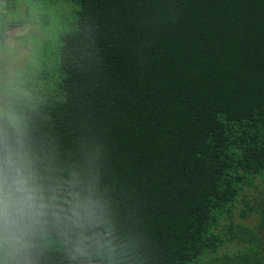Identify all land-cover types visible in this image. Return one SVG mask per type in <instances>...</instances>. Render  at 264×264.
<instances>
[{"label": "trees", "instance_id": "16d2710c", "mask_svg": "<svg viewBox=\"0 0 264 264\" xmlns=\"http://www.w3.org/2000/svg\"><path fill=\"white\" fill-rule=\"evenodd\" d=\"M48 1L0 108L46 187L97 202L102 239L78 255L52 220L0 264H264V0ZM35 2L6 20L0 0V44Z\"/></svg>", "mask_w": 264, "mask_h": 264}, {"label": "clouds", "instance_id": "9594fccd", "mask_svg": "<svg viewBox=\"0 0 264 264\" xmlns=\"http://www.w3.org/2000/svg\"><path fill=\"white\" fill-rule=\"evenodd\" d=\"M98 212L97 202L75 185L61 195L41 182L24 118L12 107L0 108V251L20 252L38 229L54 220L80 230L76 253L82 255L83 245L101 242L98 235L88 234Z\"/></svg>", "mask_w": 264, "mask_h": 264}, {"label": "rangeland", "instance_id": "374dc122", "mask_svg": "<svg viewBox=\"0 0 264 264\" xmlns=\"http://www.w3.org/2000/svg\"><path fill=\"white\" fill-rule=\"evenodd\" d=\"M58 4H56L55 8H58L57 10L60 11L63 9V7L67 6V2H63L61 0H58ZM17 7L13 8L12 11H10L7 15H5L6 20H12L14 18H18L20 16H23L26 12L25 9H22L23 7H28V0H25V4L22 3L21 0H16ZM70 4H72L69 1ZM19 4L21 5L19 7ZM53 2L48 1L46 4L42 3V0H36L34 5L36 6L35 9H33L30 12L29 19L30 20L25 26L15 28L13 32H11V36L6 39L4 44H0V66H4L6 64H20L22 63L27 57L28 54L31 53V45L29 41L23 40V37H27L30 34H32L33 31H35L38 27L39 29V21L40 18L43 16L44 8L41 10H37V6L42 5H51ZM61 5V6H60ZM34 8V7H33ZM0 11H6L5 8L1 7L0 4ZM49 11V9H47ZM50 13V12H48ZM27 41V42H26ZM24 44V45H23Z\"/></svg>", "mask_w": 264, "mask_h": 264}]
</instances>
